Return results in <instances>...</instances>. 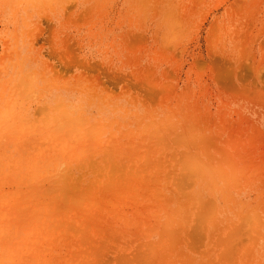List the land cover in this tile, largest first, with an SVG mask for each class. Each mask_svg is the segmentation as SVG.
Returning a JSON list of instances; mask_svg holds the SVG:
<instances>
[{"label": "rangeland", "instance_id": "obj_1", "mask_svg": "<svg viewBox=\"0 0 264 264\" xmlns=\"http://www.w3.org/2000/svg\"><path fill=\"white\" fill-rule=\"evenodd\" d=\"M0 264H264V0H0Z\"/></svg>", "mask_w": 264, "mask_h": 264}]
</instances>
